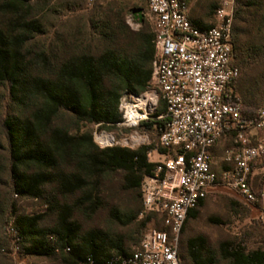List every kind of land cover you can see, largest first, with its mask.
Returning <instances> with one entry per match:
<instances>
[{
  "label": "trees",
  "instance_id": "16d2710c",
  "mask_svg": "<svg viewBox=\"0 0 264 264\" xmlns=\"http://www.w3.org/2000/svg\"><path fill=\"white\" fill-rule=\"evenodd\" d=\"M30 1L2 0L0 4V17L5 20L0 23V86L7 87L11 106L9 114H0V152L5 155L0 158V185L4 179L12 196L33 200L45 199L44 189L54 186L61 198L80 196L79 205L94 215L101 208L96 198L99 179L121 174L123 189L141 199L142 181L156 167L148 154L157 148L167 122L165 117L159 119L165 113L161 100L149 120L138 127V131L152 134L155 144L135 150L100 149L91 135H72L56 126L55 120L65 113L76 125L114 129L121 122L118 106L122 95L138 96L149 88L154 33L147 28L133 32L120 11L107 12L101 15L100 25L92 26L95 34L59 41L51 56L48 49L27 54V47L44 28L34 18ZM244 3L238 4L233 24V64L240 74L232 88L241 101L242 114L252 116L264 109V2ZM255 165L249 184L258 196L264 178L258 183L253 180ZM1 197L0 219L4 216ZM205 199L188 213L181 237ZM46 204L56 219L50 228L42 227L41 215L14 217L12 232L24 255L59 258L64 264H103L133 252H126L127 239L116 240L101 231L82 233L72 218L78 208L75 204L53 200ZM141 211L114 215V219L129 227ZM150 221L152 217L145 216L138 222L139 228ZM155 227L160 229L158 222ZM185 250L190 264L217 263L200 239L188 241ZM179 258L183 264L180 246ZM219 260L222 264H264V250H248L241 242L224 243Z\"/></svg>",
  "mask_w": 264,
  "mask_h": 264
},
{
  "label": "built area",
  "instance_id": "2783aa9c",
  "mask_svg": "<svg viewBox=\"0 0 264 264\" xmlns=\"http://www.w3.org/2000/svg\"><path fill=\"white\" fill-rule=\"evenodd\" d=\"M142 1L155 35L151 80L145 97L120 98L116 128L131 132L122 146L148 144V135L136 130L163 102L165 113L159 119L167 122L157 148L148 154L156 167L141 184L140 218L151 216L153 225L132 253L103 264H181L179 244L187 215L218 187L234 190L255 206L264 227V187L256 196L249 184L253 164L264 157V109L244 116L233 93L239 77L233 64L234 0H221L207 29L191 23L182 0ZM226 137L231 147L221 162L227 170L218 174L213 149ZM97 140L100 149L118 146L111 134L101 133Z\"/></svg>",
  "mask_w": 264,
  "mask_h": 264
},
{
  "label": "rangeland",
  "instance_id": "374dc122",
  "mask_svg": "<svg viewBox=\"0 0 264 264\" xmlns=\"http://www.w3.org/2000/svg\"><path fill=\"white\" fill-rule=\"evenodd\" d=\"M251 1L234 0V17L238 4L244 5V2ZM186 2L192 13L204 17L207 22L211 23L212 14L219 7L221 0H186ZM1 3L2 0H0ZM29 6L33 8L34 18H38L44 28L43 34L37 36L27 47V54H39L48 49V56H51L55 51L54 47L59 45V41L68 42L72 37L83 39L87 35L95 34L92 26L100 25L101 23L98 21L101 15L107 12L117 13L120 11L125 24L133 32L147 28L154 33L153 25L148 17L147 6L142 0H31ZM257 6L260 7V3H257ZM138 10H142L141 24L135 17L138 16ZM263 12H260V15ZM4 22V18L0 17V23ZM199 23L203 26L201 22ZM131 96L135 98L134 95ZM145 96L146 92L136 97L143 98ZM10 112L8 89L6 86H0V114L5 116ZM55 125L67 129L72 135H91L96 145H98L97 138L101 133L111 134L118 142V146L115 147L129 149V147L122 146L121 142L124 137L130 135L129 130L115 127L108 131L95 125H76L72 117L65 113L58 116ZM136 132L139 135H148L149 143L145 145L155 144L156 138L152 134L140 132L138 129ZM230 147L231 138L226 137L220 140L213 149V168L218 174L227 170L222 164L221 158L224 150ZM0 158L5 159L2 152H0ZM152 159L156 160V157L153 156ZM252 174L256 183L264 178V157L256 162ZM5 182L7 181L3 179L0 185L1 202L4 205V216L0 219V264H64L59 258H36L24 255L12 232L14 217L18 215H41L44 218L42 227H52L56 219L51 212H48L50 207L46 203L49 200L65 205L75 204L78 208L72 218L79 225L82 233L90 230L101 231L116 240L127 239L126 252L134 251L140 243L141 235L153 225L150 221L144 229H140L138 226V222L142 219L140 214L136 223L129 227H122L115 221L114 215L118 216L121 213L142 208L141 199L136 194L123 189L121 174H107L99 179L96 198L97 204L101 208L94 215L88 213L85 206L79 205L81 203L80 196L61 198L54 186L44 189L45 199H17L11 195L9 185ZM256 218L255 206L246 204L237 192L223 187L215 188L208 194L202 207L198 209L196 218L188 222L181 237L179 246L183 264H190L185 246L192 239L202 240L203 247L216 256V264H222L219 255L220 246L224 243L241 242L248 250L258 248L264 250V231Z\"/></svg>",
  "mask_w": 264,
  "mask_h": 264
},
{
  "label": "crops",
  "instance_id": "0c3cea01",
  "mask_svg": "<svg viewBox=\"0 0 264 264\" xmlns=\"http://www.w3.org/2000/svg\"><path fill=\"white\" fill-rule=\"evenodd\" d=\"M182 1H184L186 3V5L188 6L186 0H182ZM188 16H189L191 23L194 26H196L197 28L207 29L213 25V14H212V18H211V23H209V22H207V20L204 17L196 16L194 13H192L190 8L188 7ZM199 22H201L203 24V26H201Z\"/></svg>",
  "mask_w": 264,
  "mask_h": 264
},
{
  "label": "water",
  "instance_id": "95a60500",
  "mask_svg": "<svg viewBox=\"0 0 264 264\" xmlns=\"http://www.w3.org/2000/svg\"><path fill=\"white\" fill-rule=\"evenodd\" d=\"M137 14H138V16H135L136 20L138 21L139 24H141L142 23V19H143L142 18V10H138Z\"/></svg>",
  "mask_w": 264,
  "mask_h": 264
}]
</instances>
